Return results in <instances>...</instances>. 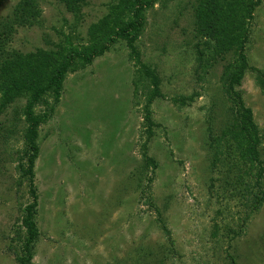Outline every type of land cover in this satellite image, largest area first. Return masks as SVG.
Here are the masks:
<instances>
[{
	"label": "rangeland",
	"instance_id": "374dc122",
	"mask_svg": "<svg viewBox=\"0 0 264 264\" xmlns=\"http://www.w3.org/2000/svg\"><path fill=\"white\" fill-rule=\"evenodd\" d=\"M26 1L0 0V32H13L7 52L44 62L40 78L72 51L108 50L75 64L58 99L7 103L0 87V264H18L33 202L20 172L32 154L30 106L34 116L53 109L34 138L32 264H264V206L250 210L264 192V0L235 31L248 39L238 84L236 46L218 56L199 31L204 0H86L75 13ZM231 2L220 0L223 20L240 10ZM133 5L144 6L139 20ZM127 24L136 35L123 38ZM234 93L259 131L257 163L223 139L240 110ZM228 170L237 187L225 185Z\"/></svg>",
	"mask_w": 264,
	"mask_h": 264
},
{
	"label": "trees",
	"instance_id": "16d2710c",
	"mask_svg": "<svg viewBox=\"0 0 264 264\" xmlns=\"http://www.w3.org/2000/svg\"><path fill=\"white\" fill-rule=\"evenodd\" d=\"M60 1L65 4L69 12L74 13L79 11L82 5L86 4V0ZM226 2L228 3L229 0H225V3ZM235 2L240 10L233 12L224 20L222 19L223 9L219 6L220 0H204L202 3L203 5L197 10V24L200 33H202L203 36H206L210 43H214L213 48L210 49H212L218 56H221L224 55L225 52L232 51L236 46L235 54L241 59V63L238 66L230 67L232 68L230 70V74L232 75L231 78L237 77L235 80H230L231 84H238L242 79L240 76L244 75L247 69L245 45L248 39L246 34L242 35L241 33L240 39L238 40V38L235 37L236 32H242L244 30L243 26L246 25L247 21L251 22L254 19L253 14L261 4V0H244L241 5L237 0H233L231 3L233 4ZM30 3V0L28 2L26 1L28 7L30 6ZM129 8L133 10V16L135 19L139 20L142 18L141 16L144 10L143 5L138 8L136 5H133V7L128 6L126 9ZM17 18L18 17H16L13 22H17L19 20V18ZM233 18H237L238 21L232 20ZM4 24H8V22ZM134 26V24L124 25L123 31L117 34L120 36L122 35L123 38H129L134 34L136 35V32L133 33V31H129L131 28L136 31ZM11 33L13 32H0V87L7 93H5L7 103L13 102L14 97L22 96V94L31 95L34 104L36 101L42 102L41 99L43 96H48L51 92L53 94L52 96L54 97L56 95L55 99H58L61 85L75 64H78L79 62H84L83 64H91L94 59L101 57L106 50H108V46L102 45L100 48H87L84 52L72 51L70 58L60 65L58 59H53L58 65L52 73H48L49 79L47 81L46 76L45 78H40L42 75H40L39 67L44 65V62L41 59H38L37 61L34 60V57L32 56L24 58L21 55H12V53L6 51L5 47L10 41ZM242 37H244L243 41H241ZM236 43L237 45H235ZM38 57L46 58L48 56L45 55ZM234 96L236 100H239L240 110L237 112L235 123L232 124L227 131L223 132V139L227 136L232 140L234 139L244 156L250 159L251 163H257L260 160L258 148L261 145V139L259 137V131L253 121V113L250 109L245 107L239 94L234 93ZM43 102L47 105L46 99H44ZM52 112L53 109L51 108L47 113L34 116L32 106H30L27 113V122L29 125L28 133L33 138V143L30 147L32 154L27 157L28 167L26 169L22 168L20 172L22 177L29 178L31 187L30 194L33 202L28 205L26 209V217L23 221L24 228L26 229V237L23 239L22 255L17 257L18 264H32L33 247L39 239V231L34 221L38 198L37 192L35 188H33L32 183L34 176L33 168L38 155V148L35 145L34 138L37 136L36 131L40 125L44 124L47 119L50 118ZM147 165L151 168H156V164L150 159L147 160ZM229 169L232 170L233 167L231 166ZM230 170H228L227 177L224 176V183L225 185L233 186L234 188V186L237 187L236 183H234V185L228 183L230 180L229 175L231 174ZM260 171L262 173L263 169L261 168ZM260 192V194L255 195L253 203H251V212H257L264 206V192L263 190ZM232 262L235 264L234 260ZM161 263L165 264L163 260Z\"/></svg>",
	"mask_w": 264,
	"mask_h": 264
}]
</instances>
